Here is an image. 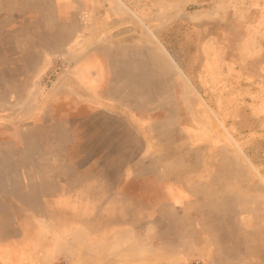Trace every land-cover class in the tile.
<instances>
[{"label":"rangeland","instance_id":"1","mask_svg":"<svg viewBox=\"0 0 264 264\" xmlns=\"http://www.w3.org/2000/svg\"><path fill=\"white\" fill-rule=\"evenodd\" d=\"M23 1L0 0V264H102L39 258L92 195L128 262L264 264V0Z\"/></svg>","mask_w":264,"mask_h":264},{"label":"crops","instance_id":"2","mask_svg":"<svg viewBox=\"0 0 264 264\" xmlns=\"http://www.w3.org/2000/svg\"><path fill=\"white\" fill-rule=\"evenodd\" d=\"M83 1H87L85 5L87 4L89 7L95 6V0ZM46 6L47 0H24L17 7L13 4L15 10L12 13L14 15H30L35 13L30 9L35 7L45 9ZM40 11L38 10L36 13L41 15ZM89 12L94 13V11ZM106 202L107 200L104 196L97 198L93 195L84 198L80 196L71 197L63 200L62 204H67L65 207L76 208L77 216L63 220V226L58 229L60 240L53 245L52 241L54 242L57 239L54 235L49 242L50 245H48L45 256L39 258L52 261L59 256L65 257L69 255L74 259L75 256L80 257L85 254L89 257L99 256L102 264H144L128 262L127 257L130 254H134L135 251H137L136 254L142 255V248L127 246V238L130 237L125 234L126 227L117 220L120 218L116 216L118 212L111 210V204ZM112 213L116 214L113 216ZM79 240L86 247L85 251L78 248ZM10 241L9 244L11 243ZM149 249L150 247H146L144 251ZM12 255L14 256V253ZM73 262L74 264H84L81 259L73 260Z\"/></svg>","mask_w":264,"mask_h":264},{"label":"bare ground","instance_id":"3","mask_svg":"<svg viewBox=\"0 0 264 264\" xmlns=\"http://www.w3.org/2000/svg\"><path fill=\"white\" fill-rule=\"evenodd\" d=\"M130 12L134 14V12H132V11H130ZM134 15H135V14H134Z\"/></svg>","mask_w":264,"mask_h":264}]
</instances>
